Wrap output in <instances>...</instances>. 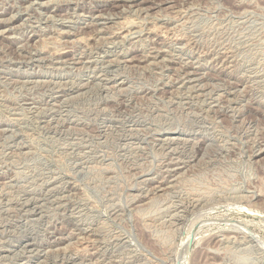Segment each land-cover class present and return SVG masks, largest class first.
<instances>
[{"label":"rangeland","instance_id":"rangeland-1","mask_svg":"<svg viewBox=\"0 0 264 264\" xmlns=\"http://www.w3.org/2000/svg\"><path fill=\"white\" fill-rule=\"evenodd\" d=\"M263 145L264 0H0V264H264Z\"/></svg>","mask_w":264,"mask_h":264},{"label":"bare ground","instance_id":"bare-ground-1","mask_svg":"<svg viewBox=\"0 0 264 264\" xmlns=\"http://www.w3.org/2000/svg\"><path fill=\"white\" fill-rule=\"evenodd\" d=\"M36 1V0H35ZM44 1V0H43ZM56 1V0H55ZM43 3V2H42ZM98 4V3H97ZM29 5V4H28ZM140 6V5H139ZM148 6V5H147ZM137 7V6H136ZM135 7V8H136ZM27 8V7H26ZM145 8V7H144ZM172 8V7H171ZM25 11V10H24ZM11 19V18H10ZM10 21V20H9ZM95 22V21H94ZM101 22V21H100ZM102 26V25H101ZM18 28V27H17ZM3 29V28H2ZM100 31V30H99ZM161 33V32H160ZM176 43V42H175ZM112 44V43H111ZM155 49V48H154ZM63 54V53H62ZM125 56V55H124ZM163 56V55H162ZM68 57V56H67ZM148 57V56H147ZM164 57V56H163ZM113 58V57H112ZM131 58V57H130ZM142 58V57H141ZM74 59V58H73ZM97 59V58H96ZM38 60V59H37ZM88 60V59H87ZM108 60V59H107ZM151 60V59H150ZM158 60V59H157ZM71 61V60H70ZM101 61V60H100ZM119 62V61H118ZM150 63V62H149ZM104 64V63H103ZM107 64V63H106ZM158 64V63H157ZM119 65V64H118ZM88 66V65H87ZM198 69V68H197ZM30 79V78H29ZM96 79V78H95ZM116 84V83H115ZM195 84V83H194ZM87 85V84H86ZM185 85V84H184ZM188 86V85H187ZM204 86V85H203ZM120 87V86H119ZM79 89V88H78ZM195 89V88H194ZM201 96V95H200ZM171 137V136H170ZM163 143V142H162ZM264 146V145H263ZM262 148V147H261ZM260 151V150H259ZM180 162V161H179ZM166 170V169H165ZM170 175V174H169ZM176 177V176H175ZM164 183V182H163ZM55 188V187H54ZM164 188V187H163ZM50 189V188H49ZM29 201V200H28ZM23 203V202H22ZM25 208V207H24ZM34 208V207H33ZM27 209V208H26ZM41 209V208H40ZM251 211H253V210H251ZM253 213V212H252ZM232 224V223H231ZM235 226V225H234ZM248 228V227H247ZM245 229H246V227H245ZM249 231H250V229H249ZM245 232H247V231H245ZM250 234H253V233H250ZM249 234V235H250ZM251 237H252V235H251ZM252 240V239H251ZM254 240V239H253ZM30 241V240H29ZM28 243V242H27ZM258 244H260V243H258ZM257 244V245H258ZM262 246V245H261ZM27 248V247H26ZM261 248V247H260ZM262 248H264V247H262ZM39 251V250H38ZM40 260V259H39ZM76 262V261H75ZM76 263H78V262H76ZM81 264V263H80Z\"/></svg>","mask_w":264,"mask_h":264}]
</instances>
